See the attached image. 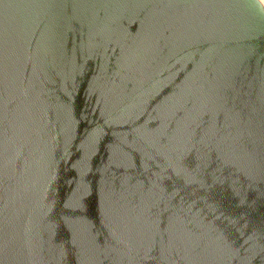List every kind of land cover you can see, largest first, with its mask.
<instances>
[{"label": "water", "instance_id": "1", "mask_svg": "<svg viewBox=\"0 0 264 264\" xmlns=\"http://www.w3.org/2000/svg\"><path fill=\"white\" fill-rule=\"evenodd\" d=\"M0 264H264L257 0H0Z\"/></svg>", "mask_w": 264, "mask_h": 264}, {"label": "bare ground", "instance_id": "2", "mask_svg": "<svg viewBox=\"0 0 264 264\" xmlns=\"http://www.w3.org/2000/svg\"><path fill=\"white\" fill-rule=\"evenodd\" d=\"M257 1L261 5V8H262V10L264 12V0H257Z\"/></svg>", "mask_w": 264, "mask_h": 264}]
</instances>
